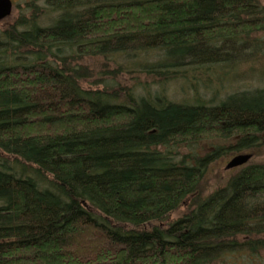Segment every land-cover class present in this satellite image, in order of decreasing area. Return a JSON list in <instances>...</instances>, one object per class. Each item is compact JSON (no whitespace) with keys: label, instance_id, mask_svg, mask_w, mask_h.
I'll use <instances>...</instances> for the list:
<instances>
[{"label":"trees","instance_id":"16d2710c","mask_svg":"<svg viewBox=\"0 0 264 264\" xmlns=\"http://www.w3.org/2000/svg\"><path fill=\"white\" fill-rule=\"evenodd\" d=\"M12 2L0 264H264V163L209 180L228 149L262 146L264 89L215 106L167 91L223 73L244 44L263 52L249 35L264 30V0ZM210 136L237 145L198 157Z\"/></svg>","mask_w":264,"mask_h":264},{"label":"rangeland","instance_id":"374dc122","mask_svg":"<svg viewBox=\"0 0 264 264\" xmlns=\"http://www.w3.org/2000/svg\"><path fill=\"white\" fill-rule=\"evenodd\" d=\"M16 4L22 5V0H14ZM15 10H13L14 12ZM14 14V13H12ZM1 24V23H0ZM2 27V25H0ZM244 35L242 38H244ZM250 40L261 39L264 41V30H256L250 33ZM264 47H262L263 49ZM253 52L248 55L235 54L233 60L224 62L221 66L224 72H220L219 68L208 71V75L200 77V80L191 85L189 81H178L171 86H167L168 96L174 101L181 102H203L209 106H215L220 101L226 99L227 96L238 92H250L253 99L256 97L257 89H264V50L253 48ZM231 58V59H232ZM216 67V66H215ZM190 80V79H188ZM194 83L193 81H191ZM254 92V93H252ZM242 98V97H241ZM197 103V102H196ZM195 145V144H194ZM237 145V138L216 137L206 138L205 140L197 141L195 148L198 157L213 153L217 148H230ZM187 147L183 152L189 153L195 149ZM252 155L255 162L264 163V141L260 148L255 151L235 152L229 149L222 154L210 166V184L214 185L216 181H226L239 172V168L227 171L225 168L228 163L237 156ZM249 163H247L248 165ZM251 164V163H250ZM177 215H174L171 220H175Z\"/></svg>","mask_w":264,"mask_h":264},{"label":"water","instance_id":"95a60500","mask_svg":"<svg viewBox=\"0 0 264 264\" xmlns=\"http://www.w3.org/2000/svg\"><path fill=\"white\" fill-rule=\"evenodd\" d=\"M14 10L12 0H0V23L6 19H8ZM252 159V155H242L233 158L228 165L226 166V170H233L239 167H242L249 163Z\"/></svg>","mask_w":264,"mask_h":264},{"label":"bare ground","instance_id":"6f19581e","mask_svg":"<svg viewBox=\"0 0 264 264\" xmlns=\"http://www.w3.org/2000/svg\"><path fill=\"white\" fill-rule=\"evenodd\" d=\"M253 48L249 45V44H244L241 52H239L238 54H241V55H248L249 53H252L253 52Z\"/></svg>","mask_w":264,"mask_h":264}]
</instances>
